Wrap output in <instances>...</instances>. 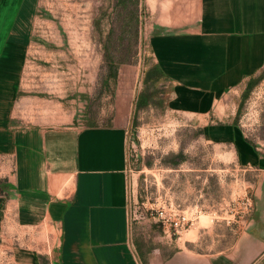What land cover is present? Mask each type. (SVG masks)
Returning <instances> with one entry per match:
<instances>
[{"label": "crops", "instance_id": "0c3cea01", "mask_svg": "<svg viewBox=\"0 0 264 264\" xmlns=\"http://www.w3.org/2000/svg\"><path fill=\"white\" fill-rule=\"evenodd\" d=\"M142 2L153 25V62L165 76L163 88H172H162L167 108L207 114L227 92L261 77L264 0ZM45 5L0 0V264H264V178L256 215L230 243L173 241L165 232L167 254L134 239L126 120L78 127L18 116L32 102L27 66L41 47ZM245 143L236 139L243 158ZM248 158L264 175V157Z\"/></svg>", "mask_w": 264, "mask_h": 264}, {"label": "rangeland", "instance_id": "374dc122", "mask_svg": "<svg viewBox=\"0 0 264 264\" xmlns=\"http://www.w3.org/2000/svg\"><path fill=\"white\" fill-rule=\"evenodd\" d=\"M45 8L41 47L27 66L25 95L32 102L18 116L78 127L127 121L135 240L163 246L169 254L172 247L160 238L165 232L173 241H215L218 248L235 239L256 215L264 178L257 163L248 161L250 153L264 157V70L247 96V88H235L207 114L167 108L163 91L173 94L172 88L161 84L163 105L137 111L144 74L154 64L153 25L142 0H46ZM109 53L115 65H109ZM225 126L231 127L227 144ZM236 139L245 140L248 157L240 156ZM161 214H185L190 224L175 236Z\"/></svg>", "mask_w": 264, "mask_h": 264}, {"label": "trees", "instance_id": "16d2710c", "mask_svg": "<svg viewBox=\"0 0 264 264\" xmlns=\"http://www.w3.org/2000/svg\"><path fill=\"white\" fill-rule=\"evenodd\" d=\"M109 65H115V63L110 59L112 58V55L109 53ZM260 80V78L257 79H251L247 85V93L256 85V83ZM165 81L164 74L158 69V67L153 64L144 74V84L145 87L143 91H141L137 97L136 102V110H142L144 108L150 107V106H160L163 105V97L159 96V85H163V82ZM158 97V99L156 98Z\"/></svg>", "mask_w": 264, "mask_h": 264}, {"label": "built area", "instance_id": "2783aa9c", "mask_svg": "<svg viewBox=\"0 0 264 264\" xmlns=\"http://www.w3.org/2000/svg\"><path fill=\"white\" fill-rule=\"evenodd\" d=\"M161 216L163 218V224H165L169 229L173 230L174 235L180 234L190 224V219H188L185 214H177L173 217H165L163 214H161Z\"/></svg>", "mask_w": 264, "mask_h": 264}]
</instances>
